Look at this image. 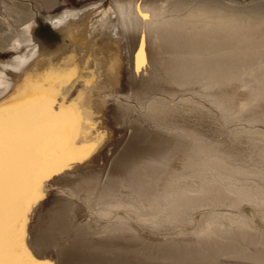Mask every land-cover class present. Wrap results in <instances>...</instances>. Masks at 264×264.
<instances>
[{"label": "rangeland", "instance_id": "obj_1", "mask_svg": "<svg viewBox=\"0 0 264 264\" xmlns=\"http://www.w3.org/2000/svg\"><path fill=\"white\" fill-rule=\"evenodd\" d=\"M4 1L5 2L0 0V34H3V36H0V38L2 37L1 42H3V46H0V62L2 63H7L12 55H15L16 52H20L23 50V47H19L17 50H13L12 48L8 47V44L12 42V39L14 38V36H16L15 34L20 33L23 22V24H25L27 21L31 22L33 20L38 24L37 36L48 48L50 55H54L53 53L59 50L61 44L63 43V35H61L59 31L53 29L49 24L43 23L44 17L56 15L65 8L85 7L91 2L99 0H57L52 5H46L44 3L45 0ZM114 1L115 0H102L103 7L113 6ZM174 1L175 0H134L135 8L137 9L140 16L144 17L143 20L140 23L127 24V27L125 26L127 34L125 28L123 29L124 25L121 24L120 21H118L117 23L119 24V27L121 26V29L119 28L121 32L125 33L126 36L129 35V38L132 37L134 39V42L138 41L137 47L133 44H129L128 46L127 42V44L123 42L124 46L121 45L118 48H115L111 43L107 42L108 38L105 36L106 32L99 26V24L102 23L100 20L98 22V25L92 26L89 29L90 33L92 34V38L98 40L101 44L97 45L96 43H94L96 44V46L93 45V42L95 41H93L90 37L88 39V43L86 44L89 50L88 48H86L84 54H81L80 51L79 53L76 52V54L73 52L72 54L68 55L67 58H73V60L76 58L75 62L78 61V63H76L77 65L79 64L78 66H83V60L86 59L85 71H90L86 74L91 73L89 74L90 76H86L88 78V81H90L92 77L91 75H94L93 78L95 79V74H98V76H96L97 78L95 80L93 79L91 86L96 85L97 87L95 88L100 91L97 90L94 94H91L93 97L89 95V98H85L84 102L82 101L83 94H85L84 83H87V79H84L86 80L84 82L81 78L78 79L77 77L73 76L72 78H70V80H68V82L70 83L68 85L66 83V87H62V91L57 92L56 89L59 88V85H57L56 83L55 85L50 84L52 78H50L51 76H49L50 72H48V69L51 65L50 63H44L46 65V69H44L43 71H39L40 73L34 72L29 75H21L20 81L18 83L20 85L14 88L11 92L6 93L3 96L4 98L2 97L3 99L0 98V101L6 102L11 101L15 96H17V94L23 93L28 88H30L34 94H39L40 91L42 92L44 90V92H46L48 89H50L51 94L55 93L54 95L52 94V98L55 100V103L52 105V111L60 112L66 105H72L73 103L75 104V110L79 114V128L77 131L75 144L82 148L88 145L91 146L90 148L86 149V154L81 153L80 160L66 164V166L63 167L62 170H58L56 174L51 175V178L45 179L43 181L42 197L36 203H34L26 213L23 239L28 250L31 252L32 257L35 258L38 264H247L248 261H251L252 264L254 262V264H259L255 259L251 258V256L248 255L250 253L248 251H250V249L252 248L251 245H256L258 240L259 243H257V247L253 245L254 251L256 249H258L256 250V252L258 251L262 253L264 251V246H262L264 245V238H261L262 236L259 237L256 241L253 240L256 243H251L250 241L252 240H249L248 238H245L244 240L243 238H240V240H242L240 241L241 244L239 243L238 239H232L233 241L231 240V244H233H227L228 246L224 247V249L223 247H221V250L218 244V240L214 241L215 238H211L212 240H209L208 238L207 241V236L201 237V229L205 225V222H203L202 224L201 221H205V219L203 218H205L206 215L209 216L211 212H220L224 211L225 209L226 212H233L232 210H236L235 207L231 208V206L227 207L221 205L220 208L218 206V208H215V201L213 202V204H210L212 206L208 205V207L206 208L202 207V209L193 212L194 215L192 214L193 218H191V220L187 219V217L184 216L182 217L183 220L181 218V220L179 219L180 221L178 220L177 222H172V224L170 222L167 224L165 223L166 225L163 224L162 226L153 227L152 224L139 222L134 217V214L132 215V213L125 208L117 206L124 202V204H137V201L134 199V197H132L131 191L127 186L126 178L123 179L121 178L122 176H120V180H115V184L113 186L115 189L113 190L115 191L113 197L114 199H112V203L110 204L112 207L107 203L99 201L98 199V194L100 193V191L102 192L105 187H107L109 184L114 183L113 181H111V177L122 171L121 169L123 168V161H119L118 158L120 159V157L124 155L123 157L128 156L129 159L135 160L134 151H137V149L139 148L144 150V157L142 158V161H130V165L133 164L134 166H136L137 163L142 171H147H145L146 175L149 174L150 171H152V173L150 172L151 175L149 174L151 177L149 175L144 176V172L142 173L141 171L142 177L144 180L148 179L147 177H150V181H147L151 184L153 190L159 188V185L155 186L154 184L157 185L161 180H167L168 177L170 179L172 175L169 173L170 170H168L167 168H170L169 164H174V162L178 161L179 158L177 160V157L175 158L173 156V159L171 155L173 154V152H168L169 154L167 153V155L171 156L166 155L167 158L160 157V161L163 160L162 162H160L158 161L159 159L157 161L152 160L149 157V153L153 152L157 145H159L157 141L161 140L166 143L169 142L167 141L169 134L176 135V137H178L182 141H186V139L187 141H190L191 144L188 148L190 150L193 142L191 137H188V134L185 132L188 130H191L199 137H202L201 139H206L211 143L217 144V149L215 152L218 154H220L219 152L221 149L223 150L224 148H226L227 150L225 149L221 151L222 153L226 151L225 154L229 153L227 155L231 154L230 157L228 156L227 161L230 160L231 162L233 161L232 163L234 164H241L242 166L245 165L244 167L247 169L257 168V170H263L264 168V158L262 159L260 157V155H264V143H262L264 140L261 139L262 135V138H264V95L263 97H260L262 99L258 98L260 101L258 99H255L257 104L255 103V100H252V102L255 103L256 107L254 104L248 101L247 105H249H246V107L244 106L246 109H244V107L241 108L239 103H242L243 101L246 102L251 98V93L249 92L250 90L241 85L242 81L244 82L245 79H230L231 81L228 79L229 81L226 80V85H223V83L220 86L205 90L199 82H194L187 85H178L168 82L165 79L162 80L157 78L153 80L156 85L159 84L157 86L166 91L172 93L175 92V94L177 93L176 96L171 97L168 93L160 90L159 88H155L156 90L150 89L153 92H147V98L143 100V103L139 100H136V98L134 97L129 99V101H124L117 98V96L119 95L118 93H121V91L117 89H120L122 91H130L131 89L144 90L148 88V86H145V88H143L142 84L146 82L144 79H148L147 75H150L152 73L153 64L146 59H148L147 56L149 57V53L151 51L150 49H152V47L154 46L153 43L155 42L152 37L154 36V31L152 29L153 27L147 23L150 16L149 12L152 8H154L155 10L160 9V7L170 8V6L173 5ZM216 1L232 7H242L245 5L250 6L251 4L264 5V0ZM5 4L7 5L6 10ZM193 4L194 3H192L191 5ZM143 6H146L148 10L143 9ZM10 7H13V9L19 11V16L12 17L10 14H8L7 12H9ZM262 13H264V11ZM2 15H8L7 19L2 17ZM142 22L143 24H141ZM200 24L201 23H198L197 25ZM75 32L76 31H74V33ZM158 45L159 44L155 45V49L159 48ZM82 48L83 46L80 50H82ZM56 62L57 63L55 64L59 67L58 71L61 72L64 63L60 59V57L57 58ZM146 63L147 66L149 65V67L145 65ZM99 68H101V70H99ZM148 68L150 69L148 70ZM85 71L83 75H86ZM92 71L95 72L92 74ZM42 73L45 74H43V76L45 77L42 76ZM245 73L246 71H241V74L245 75ZM40 77L43 79H41ZM74 78H77V81H75ZM48 79L50 80V82L47 81ZM53 81L54 80H52V82ZM100 86L102 87V91ZM106 86L108 87L107 92L105 88ZM242 86L244 88H242ZM103 89H105V91ZM117 91L118 93H116ZM67 92L69 93L67 94ZM100 92L103 93L101 94ZM220 93L224 95H221ZM215 95L216 98L214 97ZM90 96L92 98H90ZM151 97H161L169 103L173 102V106H175L174 109L176 110L173 111L172 109L166 107H162V109L156 110L150 108L147 105H143L146 104V101H150ZM212 98L215 100H219H217V102L214 100L216 102L215 103L214 101H212ZM220 100L223 102H221ZM220 102L222 104L224 103L223 106L222 104H217ZM140 103H142V105ZM226 103L228 104L227 106ZM250 103L252 106L250 105ZM216 104L219 108L220 106H222L223 109H221L222 107L218 109ZM224 105L226 106V109L224 108ZM227 107L229 109L232 108V110H230L231 112L225 118V114H227L226 111L229 112V109H227ZM240 108L243 109V112L242 110H239ZM222 111L224 112V115H221V113L223 114ZM239 111L240 115L237 113ZM233 115L235 119L233 118ZM229 116L232 117V120H230V122H228V118H231ZM262 117L263 119H261ZM223 118L227 120H224ZM253 128H255L257 131ZM249 130L253 131L250 132ZM254 130L256 131V134L258 132L261 134V136L259 134L255 135ZM255 136H257V138ZM258 138L259 140H257ZM252 141H255V146L253 145V143H250ZM259 143L261 144L260 147L258 146ZM219 145L221 146V148ZM253 146L255 147L254 150ZM180 150L181 149L176 148V150L174 151L180 152ZM229 150L230 152H228ZM249 150H251L252 152ZM249 152L250 154H248ZM233 154H235L236 157ZM132 155L134 157H132ZM242 157L244 158L241 159ZM236 158H239L241 160H237ZM165 161L170 162L169 164L168 162L165 164ZM155 162H159V165L154 164ZM144 165L146 166V168ZM142 167L145 168V170ZM147 167L150 170L147 169ZM157 167L158 170L156 169ZM117 168L119 169V171ZM165 169L167 170L165 171ZM158 171L161 172H159V174L161 175L158 174ZM162 174H164V176H162ZM153 177H156L157 180L160 178L162 179H160V181L156 183L157 180L155 178L154 181ZM93 179L97 181L98 189L90 191L88 188V181ZM151 180H153L155 183L153 184V181ZM211 200L213 199H210V201L209 199H207L205 203H211ZM228 201L230 200H225V202ZM113 204L117 205L115 206ZM223 206L224 209L222 208ZM108 207L115 213L112 211L110 215L103 216L102 212L107 210ZM212 207L214 208L212 209ZM238 210H240L239 212L244 213L248 217L249 215L253 216L254 218L251 224L254 223V226L260 232H264V222L259 218V216L254 212L249 204L243 203L238 208ZM198 211H201V213L203 214L199 213ZM206 211H208V214ZM119 212L121 215L119 214ZM207 216L206 218H208ZM121 217L125 221L128 220L130 224L133 225L131 227L134 230H126L125 228H122V225L121 228L123 231L120 233L117 231L118 234L116 232L110 233L102 229L104 226H106V224H116L118 219H120ZM184 218L185 220L187 219V222L184 220ZM191 221L193 222L190 223ZM254 231L255 230L252 229L253 233ZM196 234H200L199 237ZM257 235L258 234L254 235L255 237L253 239H255ZM173 236L176 237L174 238ZM162 238L164 240H162ZM199 238L201 240L202 238H204V241H202L206 242L207 246L205 243H202ZM158 239L160 241H158ZM196 239L198 240V242ZM169 240L170 242H168ZM174 240L177 242V245L179 244L180 247L178 250L176 249V252L173 248V245H171L174 243L176 245V242H174ZM247 240L249 242H246ZM260 240H262V244L260 243ZM171 241L174 243H172ZM183 241L185 242V245L187 244V246L184 247ZM210 241L213 242L212 245H210ZM187 242L189 243V245ZM208 242H210V246L208 245ZM234 242H236V244ZM165 243H167V248ZM180 244L182 246H180ZM229 245L231 246L229 247ZM235 245L239 247H235ZM240 245H242L241 247H247L248 249L242 248L240 251ZM193 246H196L198 248L195 247L196 250L192 249L194 248ZM200 246L203 249H201ZM249 247L251 248L249 249ZM165 248L168 249L167 253L165 251ZM182 248H184L185 250ZM236 248L238 249L236 250ZM233 249L237 252L235 253ZM245 249L246 251L248 250L247 254H245ZM253 249H251V251ZM200 250L202 252L203 250H205L202 255ZM194 251H196L197 253ZM228 251H231L232 254H228ZM189 252L191 253V255ZM211 252L213 253V255ZM225 252L230 257H228L227 254H224ZM252 252L250 254H253ZM173 253L176 254V256ZM238 253L240 255L243 254L241 255L242 257L239 255V258L237 256ZM198 254L199 256L203 257H198ZM233 254L234 256H236L231 257V255ZM204 255L208 258H205ZM168 256L170 258H168ZM248 256L251 259L248 260ZM212 257H214V259H212ZM191 258L193 259V262H191ZM187 259H189V262ZM203 259L206 260L204 261Z\"/></svg>", "mask_w": 264, "mask_h": 264}, {"label": "bare ground", "instance_id": "obj_2", "mask_svg": "<svg viewBox=\"0 0 264 264\" xmlns=\"http://www.w3.org/2000/svg\"><path fill=\"white\" fill-rule=\"evenodd\" d=\"M2 1L5 2L4 0H2ZM56 1L57 0H45L44 3L46 5H48V4L52 5ZM192 3H194V4L191 5ZM245 6H242V7L241 6H236V7L227 6V5H224V4H222L216 0H175L173 5L170 6V8L160 7V9H156V10L154 8H152V9L149 8L150 9V12H149L150 16H149L147 23L153 27L152 29L154 31V36H152V37H153L155 42L153 43L154 46L153 45H152L153 47L151 46L152 49H150L151 51L149 53V57L147 56L148 59H146L147 61H150L153 64L152 73L150 72L151 74L147 75L148 79H144L146 81L144 83L145 85L142 84L143 88H145V86H148V88L144 89V90H132L131 89L130 91H122L120 89H117V90L121 91V93H118V91L116 92L119 94L117 96V98L124 100V101H127V100L129 101V99L134 97V98H136V100H139L140 102L143 103V100L145 98H147V92H149V93L153 92L152 90H156L155 88H159L160 90L168 93L171 97L176 96L177 93L175 94V92L172 93V92L166 91L164 89H161L159 86H157L159 84L156 85L153 81L154 79H157V78L162 79V80L165 79L168 82L178 84V85H187L190 83L199 82L200 85H202L203 89H205V90L220 86L223 83H224L223 85H226L225 83H226V80H228V79L229 80L230 79H233V80L238 79L239 80L240 78H242V79H245V81L244 82L242 81L241 85H243L244 87H246L250 90L249 92L251 93V98H250L251 100L249 99L246 102L243 101L242 103H239V105L241 108H243L244 106L246 107L248 101H250L252 104L255 105V103H256L255 99L263 97V95H264V91H263V89H264V13H262L264 11V5H259V4L252 5L251 4L250 6L249 5L246 7ZM6 7H7V5L5 4V10H6ZM143 9L148 10L146 8V6L145 7L143 6ZM7 13L10 14L12 17H16V16H19L20 12L13 9V7H10L9 12H7ZM2 17L7 19L8 15H2ZM143 18L144 17L140 16L137 9L135 8L134 0H128V1H116L115 0L113 2V6H107V7H103L102 0H99V1L91 2V3L87 4L85 7H81V8H65L60 13L53 15V16L44 17V19H43V23L49 24L53 29L59 31L63 35L62 38H64L63 44L60 46L59 50H57V51H55V53H53L54 55H50L48 48L41 41V39L37 36L38 24L33 20L31 22L27 21L25 24H23L24 23L23 22L22 26H21L20 33L15 34L16 36H14V38L12 39V42H10L8 44V47L12 48L13 50H17L19 47H23V50L20 52H16L15 55H12L9 58V61L7 63L0 62V98H2L6 93L11 92L14 88H16L20 85L18 83L20 81L21 75H23V76H24V74L29 75V74L34 73V72L40 73L39 71H41V70L43 71L44 69H46V65L44 63H50L51 66L49 67L48 72H50L49 76H51L50 78H52V79H51V82L49 79L47 81H49L50 84L55 85V83H56L57 85H59V88H57L58 90L56 89L57 92L62 91L61 89H62V87L64 88L66 83H67V85L70 83V82H68V80H70V78H72V76L77 77L78 79L81 78L84 82L86 81L84 79H87V81H86L87 83H84V90H85L84 93L85 94H83V98H82V101L84 102L85 98H89V95L94 94L98 90L95 88V87H97L96 85L91 86L93 79H94L93 78L94 75H91L92 77H91L90 81H88V78L86 76L91 74V73L86 74V73L90 72V71H88V72L85 71L86 70V66H85L86 59L83 60L84 61L83 66L82 65L78 66L79 64L78 65L76 64V63H78V61L75 62L76 58L73 60V58L72 59L67 58V56L72 54L73 52L75 54H76V52L79 53V51L81 52V54H84V52L86 51V48H88L86 46V44L88 43V39L90 37L93 41H95V42H93V45L96 46V44L97 45L101 44L98 40L92 38V34L90 33V30H89L92 26L98 25L99 20L102 22L99 24V26L101 28H103L104 31L106 32L105 36L108 38L107 42L111 43L115 48H118L121 45L124 46L123 42H125V44L128 43V46H129V44L130 45L133 44L137 47L138 41L134 42V39L132 37L129 38L128 37L129 35L126 36L127 31H126L125 26L127 27V24H129V23H135V24L140 23L143 20ZM118 21H120L121 24L124 25L123 29L125 28L126 34L120 31L121 26L120 27L118 26L119 25L117 23ZM198 23H201V24L197 25ZM141 24H143V22ZM145 25H146V23H145ZM74 31H76V32L74 33ZM150 34H152V33H150ZM0 36H3V34H0ZM1 38H0V46H3V42H1V40H2ZM107 42H106V44H107ZM94 43H96V44H94ZM156 44H159L158 49H155ZM82 46H83V48H82L83 51L80 50ZM123 46H122V49H123ZM73 47H74V49H73ZM88 50H89V48H88ZM165 55H167V56H165ZM58 57H60V59L64 63V65L62 64L63 69L61 72L58 71L59 67L55 64V63H57L56 61H57ZM146 60H145V62H146ZM81 63H82V61H81ZM145 65L147 66V63ZM147 67H149V65ZM106 68H107V66H106ZM149 69L150 68H148V70ZM99 70H101V68H99ZM242 70L246 71L245 75L241 74ZM84 71H85L86 75H83ZM94 72L95 71H92V74ZM43 74L44 73H42V76H43ZM39 75H41V74H39ZM96 76H98V74L97 75L95 74V79L97 78ZM43 77H45V76H43ZM77 78H74L75 81H77L76 80ZM41 79H43V78H41ZM52 80H54V81L52 82ZM101 86H102V84H101ZM101 86H100V88L102 91ZM243 86H242V88H244ZM105 88H106V92H107L108 87L106 86ZM150 89H152V90H150ZM71 90H72V88H71ZM103 90L105 91V89H103ZM98 91H100V90H98ZM46 92L49 93L51 98L53 97L52 94L53 95L55 94V93L51 94L50 89H48ZM109 92H111V91H109ZM39 93H41V91ZM68 93L69 92H67V94ZM13 95H15V94H13ZM114 95H116V94H114ZM216 95H219V94H216ZM216 95L214 96L215 98H216ZM221 95H224V94H221ZM91 96H90V98L93 97V96L92 97ZM223 99H225V98H223ZM260 99H262V98H260ZM263 99H264V97H263ZM113 100H116V99H113ZM214 100L215 99H213L212 101H214ZM217 100H219V99H216L215 101L217 102ZM226 100H227V98H226ZM252 100L253 101L255 100V103H253ZM259 101H258V103H259ZM112 102H114V101H112ZM221 102H223V101H221ZM221 102L217 103V104L220 105V104H222ZM120 103H121V101H120ZM142 103H140V104L142 105ZM227 103H226V106L228 105ZM251 103H250V105H251ZM223 104H222V106H223ZM143 105H147L150 108H153L156 110L162 109V107L172 109L173 111L176 110V109H174L175 106H173L174 105L173 102L169 103L168 101H166L165 99H163L161 97H153V98L151 97V100L146 101V104H143ZM222 106H220V108ZM226 106L224 105V108ZM217 107H218V105H217ZM245 107H244V109H246ZM255 107H256V105H255ZM220 108L218 107V109H220ZM241 108L239 110H242V112H243V109H241ZM247 108H249V107H247ZM250 108H252V107H250ZM221 109H223V107ZM227 109H229V108L227 107ZM230 110H232V108L229 109V112L226 111L227 114H225V118L231 112ZM248 111H246V112H248ZM179 112H180V110H179ZM224 112H223V114L221 113V115H224ZM237 113L239 114L240 111ZM234 115H233V118H234ZM231 116H229V117H231ZM253 117H255V116H253ZM260 117H261V115H260ZM225 118H223V119L227 120ZM228 119H229L228 122H230V120H232V117L228 118ZM261 119H263V117ZM247 120H248V118H247ZM253 129H255V128H253ZM186 130H188V129H186ZM255 130H254L255 135L259 134L261 136V134L258 132L256 134L257 130L256 131ZM251 131H253V130H251ZM181 132H183V131H181ZM185 132L188 134V137H191L192 142H193L190 150L188 149L189 145L191 144L190 141H187V139H186V141H182L181 139L176 137V135L169 134L168 135L169 137L167 139V141H169V142H167L168 144L166 142L159 140V141H157L159 145H157V147L154 149L153 152L149 153V157L152 160H156V161L160 157L161 158H167V156H171V155H172V157L173 156L175 158L177 157L176 158L177 160L179 158L178 161H175V162L172 161V162H174V164L171 163V165L169 164V162L171 160L169 162L167 161L169 166H170V168L168 167L167 169L170 170L169 173L172 175L170 177V179H169V177L167 180H164V178H163L164 181L161 180L162 181L161 182L160 179H162V178L157 180L156 177H153L154 181L156 178V180H157L156 183H158V181H160L159 184L156 185V184H154L155 182L153 180H151V181H153V184L155 186L159 185V188L153 190V188L151 187V184L148 182V181H150L149 180V178L151 177L150 172L152 173V171L149 172L150 175L147 174L150 177H147L148 179L144 180L142 177V174H141L142 170H141V168H139L140 166H138V164L136 162H135L136 166H138V167L134 166L133 164L130 165V161H133V162L134 161H142V158L144 157V155H143L144 150L139 148V149H137V151H134L135 155L134 154L133 155L135 156V160L129 159L128 156L123 157L124 155H122V157H120V159L118 158L119 161H123V164H122L123 168L121 169L122 171L118 172L119 169L117 168L118 171L117 170L116 171L118 173L111 177V181H113L114 183L109 184L108 186L105 185L107 187H105L103 189V191L102 192L100 191V193L98 194L99 201H102V202L110 205L112 203V199H114L113 197H114L115 191H113V190H115V189L113 186L115 184V180L118 181L121 178H123V179L126 178L127 186L129 187V189L131 191L132 197H134V199L137 201V204H133V203L124 204L125 203L124 202V203H121L120 205H117V204L116 205L118 207L125 208L126 210L131 212L132 215L134 214V217L139 222L149 223V224H152L153 227H157V226H162L163 224L166 225L167 223H170V222H171V224H172V222L173 223L177 222L179 219L181 220V218L184 216H186L187 219L191 220V218H193L192 217L193 212H195L199 209H202V207L206 208V207H208V205L213 204V202L216 201L215 202V208L217 206L220 208L221 205H224L227 207L231 206V208L235 207L236 210H232L233 212H228V211L226 212L225 211L226 209H225L224 211H220V212H211L209 216L206 215L208 218H206V216H205V218H203V219H205V221L204 220L201 221L202 224H203V222H205L204 227L201 229V232H202V234L200 233L202 235L201 237L207 236L206 237L207 241H208V238H209V240H212L211 238H215L214 241L218 240L220 250H221V247H223V249H224V247L228 246L227 244H231V242L233 241L232 239H238L239 243H240V241H242V240H240V238L241 239L243 238V240L245 238L246 239L248 238L249 240H252V241H250L251 243H256L253 240L256 241L261 236H262L261 238H264V232L263 231H262L263 233L260 232L254 226V223L251 224L254 217L251 215H249V217H248L244 213L239 212L240 210H238V208L243 203H247L252 207L254 212L264 222V168H263V170L262 169L257 170V168L256 169H247L244 167L245 165L242 166L241 164L239 165V164L232 163L233 161L232 162L230 160L227 161L228 156L230 157L231 154L230 155H227L229 153L225 154L226 151L224 153H222V151L225 150L226 148H224L223 150L221 149L222 151L220 150V152L217 151L220 153V154H218L215 152L217 149V144L211 143L209 140H206V139H201L202 137H199L197 134L193 133V131H191V130H188ZM260 132H261V130H260ZM262 136H261V139L264 140V138H262ZM255 137L257 138V136H255ZM182 138H184V137H182ZM256 138H254V139H256ZM257 140H259V138ZM187 142H189V143H187ZM254 142L255 141H252L250 143H253V145H254V144H256ZM262 143H264V141ZM260 145L261 144L259 143L258 146L260 147ZM254 146H253V150L255 148ZM176 148L181 149L180 152L174 151V150H176ZM220 148H221V146H220ZM250 148H251V146H250ZM249 151H251V150H249ZM168 152H173V154L167 155ZM228 152H230V150ZM261 152H259V153H261ZM263 152H264V150H263ZM248 154H250V152ZM251 154H253V153H251ZM133 155H132V157H134ZM233 155L235 156V154H233ZM118 157H119V155H118ZM174 157H173V159H174ZM233 157H231V158H233ZM260 157L263 159L264 155L263 156L260 155ZM231 158H229V159H231ZM243 158L244 157H242L241 159H243ZM241 159H239V160H241ZM152 160H150V161H152ZM158 161H160V159ZM162 161H160V162H162ZM167 162L165 161V164ZM243 163H244V160H243ZM154 164L159 165V162H155ZM245 164H247V163H245ZM141 166H142V164H141ZM166 166H168V165H166ZM255 166H254V168H255ZM163 167H165V166H163ZM145 168H146V166H145ZM145 168H143V169L145 170ZM147 169H149V168L147 167ZM156 169L158 170V167ZM167 169H165V171ZM145 171H142V173L144 172L143 173L144 176H147L145 174L147 171L146 172ZM160 171H158V174ZM112 172H113V170H112ZM163 172H164V170H163ZM111 174H113V173H111ZM153 174H154V172H153ZM159 175H161V174H159ZM120 176H122V177L120 178ZM162 176H164V174H162ZM117 177H118V179H117ZM144 178H146V177H144ZM108 181H110V180H108ZM88 182H89L88 188L90 191H94V190L98 189V185H97L96 180L93 179V180H89ZM207 199H209V201H210V199H213V200H211L212 201L211 203L210 202L205 203ZM225 200H230V201L225 202ZM113 205H115V204H113ZM210 206H212V205H210ZM224 206L222 207L223 209H224ZM213 208L214 207H212V209ZM112 211L113 210H110L108 207V209L105 210L104 212H102V214H103V216H108L111 214ZM212 211H215V210H212ZM206 212L208 214V211H206ZM206 212H205V214H206ZM114 213H112V214H114ZM199 213H201V211ZM119 214H120V212H119ZM201 214H203V213H201ZM256 214H255V216H256ZM117 215H115V216H117ZM122 217L120 219H118L116 224H110V225L106 224V226H104L102 229H104L105 231L110 232V233H114V232L117 233V231L120 233L123 231L122 228H125L126 230H134L131 227L133 225H131L128 220L127 221L123 220ZM185 218H184V220H185ZM187 219L185 220L186 222H187ZM182 220H183V218H182ZM193 221H191L190 223H192ZM106 223H108V222H106ZM121 225H122V228H121ZM252 229H254L256 232L254 231V233H253ZM178 234H181V233H178ZM253 234L254 235L258 234L256 237L257 239L256 238L253 239L255 237ZM196 235L199 237L198 234H196ZM197 236H196V238H197ZM173 237L175 238L176 236H173ZM167 239H169V238H167ZM203 239L204 238H202V240ZM162 240H164V239L162 238ZM175 240H174V242H176ZM158 241H160V240L158 239ZM189 241H190V239H189ZM203 241H202V243L206 244V242H203ZM234 241H236V240H234ZM261 241L262 240H260V243L262 244ZM263 241H264V239H263ZM162 242H164V241H162ZM168 242H170V240ZM174 242H172V243H174ZM177 242H178V239H177ZM177 242H176V245H175V243L171 244V245H173L175 252L180 248L179 244L177 245ZM197 242H198V240H197ZM197 242H196V244H197ZM210 242H208V245ZM236 242H238V241H236ZM236 242H234V243L236 244ZM246 242H249V241L247 240ZM183 243H184V247L187 246V244L185 245L184 241H183ZM212 243L213 242H211L210 245H212ZM257 243H259V240ZM257 243H256V245L255 244H253V245H255L257 247ZM165 244H166V248H167V243H165ZM190 244H192V243H190ZM215 244H216V242H215ZM171 245H170V247H171ZM174 245L176 248L174 247ZM188 245H189V243H188ZM231 245H229V247ZM253 245H251L252 248L249 247V249L250 248L253 249ZM177 246H178V248H177ZM180 246H182V245L180 244ZM206 246H207V244H206ZM241 246L242 245H240V248H239L240 251L243 248ZM262 246H264V245H262ZM195 247L192 249H195ZM198 247H199V244H198ZM198 247H196V248H198ZM235 247H239V246L235 245ZM200 248L203 249L201 246H200ZM244 248H247V247H244ZM182 249H184V248H182ZM237 249L238 248H236V250ZM251 249H250V251H248V250L247 251L250 253L252 251H254V249L252 251H251ZM167 250L168 249L165 250L166 253H167ZM189 250H191V249H189ZM256 250H258V249H256ZM256 250L254 252H252L253 254L249 253L248 255L251 256V258L255 259L256 262H258L259 264H260V262H261V264H262V262L264 264V254H263L264 251L262 253H260L258 251L256 252ZM259 250H261V249H259ZM204 251L205 250H203V252L201 251V255H202V253H204ZM214 251H216V250H214ZM225 251H226V249H225ZM233 251L235 253L237 252L234 249H233ZM245 251H246V249H245ZM247 251H246V253L245 252L244 253L247 254ZM194 252H196V251H194ZM229 253H231V251L230 252L228 251V254ZM199 254H198V257H203V256H199ZM224 254H227V253L225 252ZM228 254H227V256H228ZM234 254L231 255V257L232 256L235 257L236 255L234 256ZM169 255H170V253H169ZM174 255L176 256V254H174ZM190 255H191V253H190ZM212 255H213V253H212ZM239 255L240 254L238 253L237 256L240 258V256L243 254H241L240 256ZM249 256L247 257L248 260L251 259V258H249ZM206 257L207 256H205V258ZM228 257H230V256H228ZM168 258H170V257L168 256ZM171 258H172V255H171ZM196 259H197V256H196ZM212 259H214V257H212ZM241 259H243V258H241ZM253 259H252V261H253ZM185 260H186V258H185ZM187 260L189 262V259H187ZM203 260L205 261L206 259H203ZM191 262H193V259ZM198 262H199V259H198ZM250 262L248 261L247 264H252V262L251 263ZM236 264H240V263H236Z\"/></svg>", "mask_w": 264, "mask_h": 264}, {"label": "snow or ice", "instance_id": "obj_3", "mask_svg": "<svg viewBox=\"0 0 264 264\" xmlns=\"http://www.w3.org/2000/svg\"><path fill=\"white\" fill-rule=\"evenodd\" d=\"M54 103L30 88L0 101V264H38L23 239L26 213L42 197L43 181L91 147L75 144V104L55 112Z\"/></svg>", "mask_w": 264, "mask_h": 264}, {"label": "water", "instance_id": "obj_4", "mask_svg": "<svg viewBox=\"0 0 264 264\" xmlns=\"http://www.w3.org/2000/svg\"><path fill=\"white\" fill-rule=\"evenodd\" d=\"M58 34H60V33H58ZM61 35H62V34H61ZM63 42H64V38H63ZM62 44H63V43H62ZM62 44H61V45H62Z\"/></svg>", "mask_w": 264, "mask_h": 264}]
</instances>
